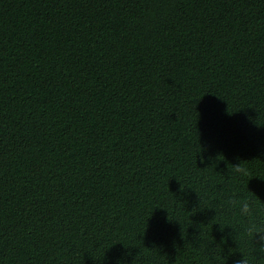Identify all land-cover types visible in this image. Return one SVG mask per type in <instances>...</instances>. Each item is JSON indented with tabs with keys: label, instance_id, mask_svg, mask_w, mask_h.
I'll return each instance as SVG.
<instances>
[{
	"label": "trees",
	"instance_id": "obj_1",
	"mask_svg": "<svg viewBox=\"0 0 264 264\" xmlns=\"http://www.w3.org/2000/svg\"><path fill=\"white\" fill-rule=\"evenodd\" d=\"M0 264H264V0H0Z\"/></svg>",
	"mask_w": 264,
	"mask_h": 264
}]
</instances>
